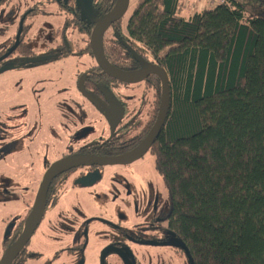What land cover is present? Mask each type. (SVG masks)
Here are the masks:
<instances>
[{
	"label": "trees",
	"instance_id": "trees-1",
	"mask_svg": "<svg viewBox=\"0 0 264 264\" xmlns=\"http://www.w3.org/2000/svg\"><path fill=\"white\" fill-rule=\"evenodd\" d=\"M228 1L185 17L179 0H137L126 35L169 78L149 151L169 194L168 229L194 264H264V0ZM96 2L100 18L117 0ZM108 59L141 66L133 55Z\"/></svg>",
	"mask_w": 264,
	"mask_h": 264
},
{
	"label": "flooded vegetation",
	"instance_id": "flooded-vegetation-1",
	"mask_svg": "<svg viewBox=\"0 0 264 264\" xmlns=\"http://www.w3.org/2000/svg\"><path fill=\"white\" fill-rule=\"evenodd\" d=\"M48 1L51 0H46V7H50ZM24 2L25 0H0V19L4 18L5 23L0 27V45L4 41L8 44L3 51H0V79L12 71L19 72L18 77L23 74L30 76L36 69L38 71L40 66L45 67L61 57L72 56L75 58V66L79 67L75 79L76 88L83 95L84 100H87L90 109L105 120L108 131L105 138L78 146H69L58 159L43 161L44 169L40 175L34 166L36 162L33 161L36 154V151L33 150L35 148L30 150V154H32L30 161L25 159V164L10 165L9 172L7 169L2 172L0 178L6 184L1 186L3 189L0 191V206L2 208L5 206L6 197L17 200L21 205L19 210L7 216L12 219L2 227L1 256L22 233L25 221L34 208L36 195L44 174L52 163L68 156L111 157L128 152L146 136L152 127L161 100V81L159 95L153 83V79L159 81L158 75L150 74L139 82L125 83L108 76L97 65L91 52L90 37L94 27L104 16L99 18L96 0H90L88 5H83L81 0L51 1L50 5L55 4L63 18L60 25L53 26L50 32L51 47L43 53H38L31 45L32 13L39 3L22 8ZM97 18L99 19L97 20ZM133 42L127 37L126 25H122L120 18L111 23L103 33L101 51L110 65L125 73L141 71L150 64L160 66L153 55L150 58L133 49ZM105 44H109L106 55L103 53ZM132 55L141 61V66L137 69L121 70L108 59L113 58L121 61L126 58L130 59ZM86 56L92 61V64L87 67L83 60ZM91 61L89 60V62ZM38 82L39 80L29 86L28 83H24L23 88L16 90L18 98H15V103H18L19 108L26 111V116L30 109L37 106V89L35 87ZM143 84L153 90L155 94L154 107L148 112L146 121H142V124L139 120L135 121L136 124L132 125L130 132L124 133L122 130L125 127V118L130 112L129 106H126V103L123 106L111 95V92L114 88L123 86L139 89V86ZM7 99L12 101L10 96ZM113 101L120 105L122 113L120 120L111 131L105 113ZM6 102V99L0 100V105L4 106ZM8 104L6 103V105ZM32 114L33 112L29 111L28 115L32 116ZM17 119H20L21 126L18 127L15 124L12 127L14 130H11L5 127L6 123L0 118V162L6 160L8 155L11 157L13 154L28 156L29 148L21 134L27 129L30 124L28 121L31 119L22 116ZM34 141L35 138H32L31 142ZM150 148L146 153H149ZM132 163L79 165L55 174L46 188L41 218L33 229L29 240L11 264L14 262L29 264L33 260H40L39 264H54L62 255L67 258L75 252L79 253V257L74 264H78L80 261L82 264H167L166 251L172 248L186 256L183 249L178 246L181 241L167 227V208L158 191L159 185L146 181V178L149 177L147 173L141 178L137 170L138 167L133 166ZM4 166L6 167L7 164ZM13 167H17L16 170ZM96 177L99 179L94 180ZM85 178L88 180L84 181ZM109 191L111 195H104ZM90 194L93 196L91 197ZM80 198L87 201L88 207L89 204L97 206L99 200L103 206L97 211L89 213L83 210V201H80ZM74 200H78L77 205L73 203ZM64 206L68 209L75 208L74 211L77 212L81 223L74 232H71L67 242L60 243L55 248L56 253L52 254V260L42 261L43 256L40 252L28 251L27 247L34 235L42 233L52 236L56 234L55 230L61 227L57 223L53 225L51 217L47 216L49 211L55 214L59 213V210Z\"/></svg>",
	"mask_w": 264,
	"mask_h": 264
},
{
	"label": "rangeland",
	"instance_id": "rangeland-1",
	"mask_svg": "<svg viewBox=\"0 0 264 264\" xmlns=\"http://www.w3.org/2000/svg\"><path fill=\"white\" fill-rule=\"evenodd\" d=\"M51 1H48L50 7H46V0H25V2L22 3V8L33 3H39L33 10V19L31 22V45L38 53H43L51 47L52 40L50 32L53 26L61 24L63 18V15L59 14L56 5H50L52 3ZM179 1L182 5L181 15L185 17L190 16L199 9L210 8L223 2H229L228 0ZM239 1H243V3L245 2V0ZM136 2L137 0H129L127 11L121 18L123 26L126 25L128 18L132 14ZM246 8L250 10L249 6H246ZM4 24V18L0 19V27ZM7 46L8 44L6 41L2 42L0 45V51H3ZM132 48L137 50L140 54L151 58V52L144 44L133 42ZM163 53L164 51H162L160 55ZM83 60L86 67L92 64V61L88 56L84 57ZM89 60L91 62H89ZM74 61L75 58L72 56L66 58L61 57L57 59L56 62L50 63L48 66H40L38 71L36 69L30 76L23 74L21 77H18L19 72L12 71L1 77L0 100L6 99V103H10L8 105L5 103L4 106L0 105V114H3L0 118L6 123L5 127L14 130L12 127L15 126V124L18 125V127L21 126L20 119H17L19 116L29 117L31 120L28 121L30 124L27 129L21 134L22 139L27 143L29 148V151L27 150L28 156L24 154H13V157H11L8 155L6 160L0 162V176L5 169L9 172V169L11 168L9 167L10 165L25 164V159L30 161L32 155L30 154V150L33 148H35L33 150L36 151L33 160L36 162L34 166L40 175L44 169L43 161H54L58 159L62 155V152L69 146H78L93 140H99L105 138L107 135L108 130L105 126V120L101 116L96 115L90 109L87 104L88 102H86L87 100H84L85 98L76 88L75 79L79 67L75 66ZM36 71L38 72V75L36 74ZM37 80H39L35 87L37 89V106H34L29 110L30 112H33L32 116L28 115L29 111L26 116V111L19 108L20 105H18V103H15V98H18L16 90L23 88L25 86L24 83H28L29 86ZM139 87V89L130 86L117 87L111 92V95L114 96L118 102L123 104V106H125L124 103H126V106H129L128 110L130 112L125 118V127L124 130H122L124 133L126 131L130 132L132 125L136 124L135 121L139 120L141 124L143 123L142 121H146L148 118V112L152 110V107H154L155 104V94L153 90L149 89L145 84ZM9 96L12 101H8L7 98ZM32 138H35L34 142H31ZM5 164H7L6 167L4 166ZM27 164L30 166L28 162ZM132 165L138 167L137 170L139 171L141 178L147 173L149 177L146 178V181L159 185L158 191L163 197L164 205L167 208L169 205V194L166 191L161 178L155 171L154 156L150 153H146L143 157L134 161ZM13 168L16 170L17 167ZM2 184L6 183L0 178V191L3 189V187L1 188ZM104 195H111V192H105ZM90 196L92 197L93 195L90 194ZM79 200L83 201V210H86L89 213L95 212L103 206L101 200L97 201V206L89 204V207L85 199L80 198ZM77 202L78 200L73 201L75 205H77ZM20 205V202L17 200H12L10 197H6L5 206L3 208L0 206V244L2 239V227L12 219L7 216L16 210H19ZM67 209L68 207L64 206L59 210L60 212H56V214L49 211L47 217H51L52 224L54 225L57 223L61 227L60 229L55 230V236L40 233L39 235H34L30 240L29 246L27 247L28 251L40 252L43 256L41 259L42 261L47 259L52 260V254L55 255L56 253L55 248L58 247L60 243L67 242L70 238L71 232H74L81 223V219L77 215V212L74 211L75 208H69L71 210L68 209V211ZM166 253L167 264H189L184 253L174 248L167 249ZM78 257V252H75L72 256L67 258L62 255L54 264H69L70 262V264H74ZM39 263H41L40 260H33L30 261L29 264Z\"/></svg>",
	"mask_w": 264,
	"mask_h": 264
},
{
	"label": "water",
	"instance_id": "water-1",
	"mask_svg": "<svg viewBox=\"0 0 264 264\" xmlns=\"http://www.w3.org/2000/svg\"><path fill=\"white\" fill-rule=\"evenodd\" d=\"M81 2L83 3V5H88L90 3V0H81ZM128 3L129 0H117L114 9H112L96 24L90 37L91 52L94 55L97 65L103 70V72L119 81L125 83H136L143 80L150 74H156L159 76L161 81V100L156 119L146 136L133 149L124 154L111 157L68 156L52 163L44 174L36 195L34 208L25 221L22 233L0 257V264H11L19 254L20 250L29 240L33 229L38 224L42 215L48 182L55 174L62 170L70 169L79 165L132 163L133 161L138 160L142 156H144L150 146L154 143L155 139L158 137L160 130L165 123L170 106L169 78L166 70L159 65L150 64L145 66L141 71L135 73H125L110 65L104 58L101 51V39L103 33L111 23L123 17L125 12L127 11ZM121 113L122 111L120 105L116 101L111 102V105L107 107L105 116L110 123L111 131H113L115 125L120 120ZM97 179H99V177H96L94 180ZM85 180H88V178H85L84 181ZM178 246L185 252L189 264H194V261L186 245L183 242H180ZM78 264H82V262L80 261Z\"/></svg>",
	"mask_w": 264,
	"mask_h": 264
},
{
	"label": "crops",
	"instance_id": "crops-1",
	"mask_svg": "<svg viewBox=\"0 0 264 264\" xmlns=\"http://www.w3.org/2000/svg\"><path fill=\"white\" fill-rule=\"evenodd\" d=\"M214 7V6H213ZM210 8H212V7H210ZM200 10V9H199ZM188 17V16H187Z\"/></svg>",
	"mask_w": 264,
	"mask_h": 264
},
{
	"label": "bare ground",
	"instance_id": "bare-ground-1",
	"mask_svg": "<svg viewBox=\"0 0 264 264\" xmlns=\"http://www.w3.org/2000/svg\"><path fill=\"white\" fill-rule=\"evenodd\" d=\"M170 86V85H169Z\"/></svg>",
	"mask_w": 264,
	"mask_h": 264
}]
</instances>
